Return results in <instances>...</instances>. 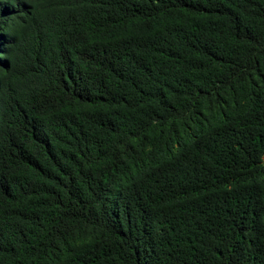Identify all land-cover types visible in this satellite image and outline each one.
Wrapping results in <instances>:
<instances>
[{
  "label": "trees",
  "instance_id": "1",
  "mask_svg": "<svg viewBox=\"0 0 264 264\" xmlns=\"http://www.w3.org/2000/svg\"><path fill=\"white\" fill-rule=\"evenodd\" d=\"M0 264H264V0H0Z\"/></svg>",
  "mask_w": 264,
  "mask_h": 264
}]
</instances>
